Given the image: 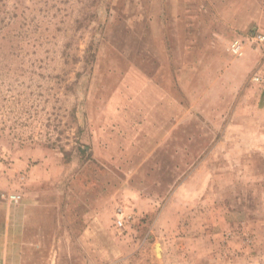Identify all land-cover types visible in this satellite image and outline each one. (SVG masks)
<instances>
[{
	"label": "rangeland",
	"instance_id": "rangeland-1",
	"mask_svg": "<svg viewBox=\"0 0 264 264\" xmlns=\"http://www.w3.org/2000/svg\"><path fill=\"white\" fill-rule=\"evenodd\" d=\"M258 34L264 0H0V264H264Z\"/></svg>",
	"mask_w": 264,
	"mask_h": 264
},
{
	"label": "built area",
	"instance_id": "built-area-1",
	"mask_svg": "<svg viewBox=\"0 0 264 264\" xmlns=\"http://www.w3.org/2000/svg\"><path fill=\"white\" fill-rule=\"evenodd\" d=\"M255 40L258 42H263L264 41V36L261 34L256 35ZM230 51L232 54L236 55V56H240L242 55V51H243V44L241 41L236 40L234 41L231 46H230ZM21 197L20 196H12V199H14V201H18ZM124 221L125 219L122 220H118L117 224L118 227H124Z\"/></svg>",
	"mask_w": 264,
	"mask_h": 264
}]
</instances>
